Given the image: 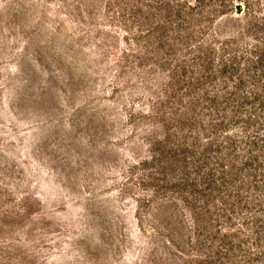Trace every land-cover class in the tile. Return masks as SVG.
<instances>
[{
  "label": "rangeland",
  "instance_id": "rangeland-1",
  "mask_svg": "<svg viewBox=\"0 0 264 264\" xmlns=\"http://www.w3.org/2000/svg\"><path fill=\"white\" fill-rule=\"evenodd\" d=\"M0 264H264V0H0Z\"/></svg>",
  "mask_w": 264,
  "mask_h": 264
}]
</instances>
